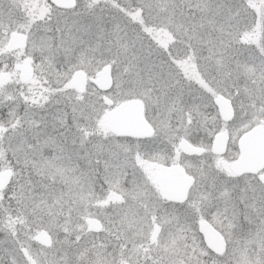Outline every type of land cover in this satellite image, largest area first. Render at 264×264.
<instances>
[{
  "label": "snow or ice",
  "instance_id": "1",
  "mask_svg": "<svg viewBox=\"0 0 264 264\" xmlns=\"http://www.w3.org/2000/svg\"><path fill=\"white\" fill-rule=\"evenodd\" d=\"M0 264H264V0H0Z\"/></svg>",
  "mask_w": 264,
  "mask_h": 264
}]
</instances>
